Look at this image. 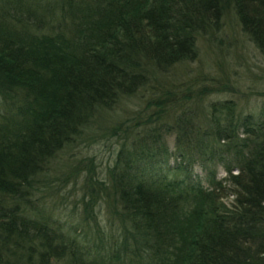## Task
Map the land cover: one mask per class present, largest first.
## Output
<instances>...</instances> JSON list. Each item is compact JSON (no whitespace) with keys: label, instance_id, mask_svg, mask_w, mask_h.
Segmentation results:
<instances>
[{"label":"trees","instance_id":"trees-1","mask_svg":"<svg viewBox=\"0 0 264 264\" xmlns=\"http://www.w3.org/2000/svg\"><path fill=\"white\" fill-rule=\"evenodd\" d=\"M230 9L264 53V0H0V264H264V104L206 106L213 83L166 79L110 185L86 178L115 232L78 235L36 196L98 112L197 59L199 38L217 37Z\"/></svg>","mask_w":264,"mask_h":264},{"label":"rangeland","instance_id":"rangeland-1","mask_svg":"<svg viewBox=\"0 0 264 264\" xmlns=\"http://www.w3.org/2000/svg\"><path fill=\"white\" fill-rule=\"evenodd\" d=\"M213 38L211 35L199 38L197 59L179 63L167 74L152 72L150 83L137 94L125 96L113 109L98 112L86 135L54 158L39 184L37 201L60 213L63 221H67L78 235L88 230L94 233L98 227L104 228L108 234L110 229L115 232L113 228L116 227L108 220V216H112L104 198L98 189L95 201L92 200L86 178L92 176L95 184L99 180L110 185L109 169L114 166L118 151L130 136L145 134L147 125L144 124L150 122L147 117L156 109L155 105L148 107L149 101L160 95L162 88L166 89V79L195 88L213 83L211 94L203 99L206 106L211 102L234 99L243 114L257 113L264 104V53L242 31L233 9L226 15L223 29ZM201 109L205 106L202 105ZM121 125H124L123 130L118 129L115 134L113 130ZM128 128L127 133L125 129ZM172 133L168 142L173 152L175 132ZM195 171L197 175L204 174L198 167ZM225 174L220 167V177ZM233 199L230 196L226 201L231 203ZM92 212L96 215L95 221L90 220L89 226L84 225V217Z\"/></svg>","mask_w":264,"mask_h":264}]
</instances>
